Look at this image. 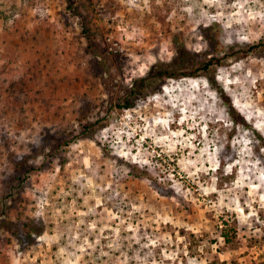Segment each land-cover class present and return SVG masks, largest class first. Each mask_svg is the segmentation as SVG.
<instances>
[{
	"label": "rangeland",
	"instance_id": "rangeland-1",
	"mask_svg": "<svg viewBox=\"0 0 264 264\" xmlns=\"http://www.w3.org/2000/svg\"><path fill=\"white\" fill-rule=\"evenodd\" d=\"M72 1L0 0V264H264V49L117 106L175 33L264 41V0Z\"/></svg>",
	"mask_w": 264,
	"mask_h": 264
},
{
	"label": "trees",
	"instance_id": "trees-1",
	"mask_svg": "<svg viewBox=\"0 0 264 264\" xmlns=\"http://www.w3.org/2000/svg\"><path fill=\"white\" fill-rule=\"evenodd\" d=\"M70 2V8L73 7L72 0H68ZM81 24V32L84 34L87 43L89 45V48L92 46V36L89 33L88 27H86L82 22ZM207 29H212L211 26H208L206 28V33H203L206 36L207 42H214L216 41V45L219 43L217 42L216 37H214V34L210 32H207ZM172 43L174 44V54L168 61H161L158 60L155 63H153L149 69L141 76L136 77L133 79L131 85L124 87V96L122 98H119L117 106L122 108H130L133 106L135 100L139 97H146L151 92H154L156 89L161 87L165 80L168 78H180V77H189V76H195L199 72L206 77L211 85L215 84V76L213 74H209V70H212L213 66H217L221 64L223 60H225L227 57L231 56H237L243 52L247 51H253L254 49H264V41H259L256 44H243L239 45V47L231 48V46L224 50L223 54L221 56H217L215 54L207 57L205 56V59L194 63L196 61L195 56L196 53H191L187 47L184 44V41L182 39V36L179 33H175L172 36ZM93 48V47H92ZM93 52V51H92ZM195 55V56H194ZM219 96L222 98L223 102L228 107V115L230 116L233 125L241 124L242 126H246L245 120L240 117V114L233 108L230 99L225 94V92L221 89L218 91ZM258 138L260 140H263V137L258 135ZM262 145L264 146V142L262 141ZM23 159V158H22ZM14 173L15 177L17 179H25L27 177V174L31 169H33L32 166L27 165V160H17L14 162ZM10 226H13L14 223L11 221L8 222ZM224 227L220 230V236L223 239L224 243H230L236 236V230L234 228H228V223L224 222ZM9 230H11L12 234L17 237V239L21 242L22 234L25 232L26 234L30 235L32 232V229L29 227V223L25 222L22 226L11 229L8 227Z\"/></svg>",
	"mask_w": 264,
	"mask_h": 264
}]
</instances>
